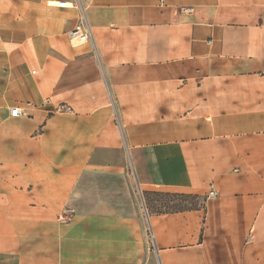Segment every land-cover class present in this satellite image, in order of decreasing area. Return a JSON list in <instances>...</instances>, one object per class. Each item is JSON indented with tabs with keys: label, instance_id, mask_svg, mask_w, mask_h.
<instances>
[{
	"label": "crops",
	"instance_id": "0c3cea01",
	"mask_svg": "<svg viewBox=\"0 0 264 264\" xmlns=\"http://www.w3.org/2000/svg\"><path fill=\"white\" fill-rule=\"evenodd\" d=\"M0 264H264V0H0Z\"/></svg>",
	"mask_w": 264,
	"mask_h": 264
},
{
	"label": "rangeland",
	"instance_id": "374dc122",
	"mask_svg": "<svg viewBox=\"0 0 264 264\" xmlns=\"http://www.w3.org/2000/svg\"><path fill=\"white\" fill-rule=\"evenodd\" d=\"M77 13L79 12L77 11ZM203 95H205L206 97H203ZM187 97H192L194 103L196 104H200V103L202 104L201 99L203 98L206 104L207 101L209 106L212 104V106L214 107L212 111H215L216 107L220 108V94L218 93L206 94L203 93L201 90V91H196V93L193 94H188ZM178 99L184 100L185 97L182 95ZM207 106L208 105H205L204 108L201 110L205 111L207 109ZM136 200L140 214L144 217L145 222L147 219L148 212L150 213L171 212L176 210L190 209L200 205V198H196V197L188 198V197H182L169 193L142 195L139 191H136Z\"/></svg>",
	"mask_w": 264,
	"mask_h": 264
},
{
	"label": "built area",
	"instance_id": "2783aa9c",
	"mask_svg": "<svg viewBox=\"0 0 264 264\" xmlns=\"http://www.w3.org/2000/svg\"><path fill=\"white\" fill-rule=\"evenodd\" d=\"M57 7H61V8H67V7H71V8H75L79 11V17H78V23L76 25V27H74L72 30L69 31L68 33V38L71 42H76V43H82V42H86L89 40L90 38V31L88 26L85 23V19L84 16L82 15L81 12V6L79 4V2L74 1L73 3H69V6L67 5L66 2L61 1ZM183 11H191V8H183ZM22 114V111L19 107H14V108H10L9 109V115L12 117H17L20 116Z\"/></svg>",
	"mask_w": 264,
	"mask_h": 264
},
{
	"label": "trees",
	"instance_id": "16d2710c",
	"mask_svg": "<svg viewBox=\"0 0 264 264\" xmlns=\"http://www.w3.org/2000/svg\"><path fill=\"white\" fill-rule=\"evenodd\" d=\"M175 195H178V194H175ZM178 196H182V197H188V198H193L195 196H187V195H178ZM198 207V206H197ZM196 208V207H194ZM194 208H190V209H194ZM183 210H187V209H183ZM176 211H181V210H176Z\"/></svg>",
	"mask_w": 264,
	"mask_h": 264
},
{
	"label": "bare ground",
	"instance_id": "6f19581e",
	"mask_svg": "<svg viewBox=\"0 0 264 264\" xmlns=\"http://www.w3.org/2000/svg\"><path fill=\"white\" fill-rule=\"evenodd\" d=\"M60 2H57V4H56V2H55V4H56V6L59 4ZM67 3V2H66ZM67 5L69 6V3H67ZM75 42V41H74Z\"/></svg>",
	"mask_w": 264,
	"mask_h": 264
}]
</instances>
